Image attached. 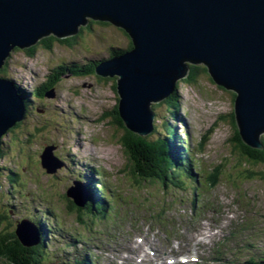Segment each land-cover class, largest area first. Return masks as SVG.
Listing matches in <instances>:
<instances>
[{
	"label": "rangeland",
	"instance_id": "1",
	"mask_svg": "<svg viewBox=\"0 0 264 264\" xmlns=\"http://www.w3.org/2000/svg\"><path fill=\"white\" fill-rule=\"evenodd\" d=\"M107 22L98 21L91 29L79 32L71 46L60 42L50 50L40 46L32 57L22 49L12 52L5 76L29 92H37L39 87L55 81L56 94L53 97L36 95L21 126L4 136L0 158V216L9 233L17 220H36L40 214L48 217L47 220H58L55 230L64 240L78 232L76 213L69 206L71 198L66 196V190L79 178L84 184L88 182L87 177L104 180L118 190L121 187L123 195L129 197L131 192L145 201L180 195L182 202L184 196H191V191L169 188L168 192H163L160 185L134 181L131 161L121 145L124 129L114 122L110 113L119 97L114 88L115 78L76 72L108 58L112 48L129 47L131 38L127 32ZM198 64L206 67L203 63ZM68 68L72 71H67ZM236 92L217 84L208 71L201 72L196 85L184 79L179 81L182 110L178 127L182 137H189V146L197 147L195 157L200 174V183H196L185 172L183 182L187 186L201 187V200L209 199L214 205L212 214L218 219L219 227L223 218L232 219L230 222L236 234L222 246L198 244L199 251H206L204 255L208 260L199 255L200 263L205 259L204 264H250L252 257L256 260L264 258V163H251L236 148L233 139ZM154 110L155 123L161 128L169 113L168 103L159 101L154 104ZM182 122L186 123L187 129ZM151 134L152 138L158 137ZM49 144L56 146L55 154L65 161L64 167L56 173H48L41 163L40 154ZM200 146L202 151L198 150ZM218 167L221 169L220 182L211 188L208 175ZM118 190L114 193H119ZM237 198H242L239 203L235 202ZM22 201L27 204L25 208L20 204ZM228 211L232 213L231 218L224 215ZM185 214H190V210H175L171 217H175L179 232L184 233L181 235L189 237L193 234V224L186 228L179 220V216ZM143 226L153 243L164 245L163 234L150 224ZM53 242L50 239L48 249L53 248ZM217 250L224 254V260L219 263L213 258L219 254ZM107 251L110 252V248ZM52 252L54 254L46 255V259L56 261L57 254H62L56 249Z\"/></svg>",
	"mask_w": 264,
	"mask_h": 264
},
{
	"label": "water",
	"instance_id": "2",
	"mask_svg": "<svg viewBox=\"0 0 264 264\" xmlns=\"http://www.w3.org/2000/svg\"><path fill=\"white\" fill-rule=\"evenodd\" d=\"M90 20L110 21L131 37L134 48L100 60L96 72L117 79L118 111L141 135L154 130L153 102L168 98L190 63H203L213 80L234 90L235 118L244 141L263 148L264 0H0V68L15 47L42 37L73 35ZM50 95H54L53 90ZM27 114L24 96L11 79L0 77L2 137ZM45 147L41 163L49 173L64 165ZM76 182L67 194L85 199ZM18 230L26 245L34 235Z\"/></svg>",
	"mask_w": 264,
	"mask_h": 264
},
{
	"label": "trees",
	"instance_id": "3",
	"mask_svg": "<svg viewBox=\"0 0 264 264\" xmlns=\"http://www.w3.org/2000/svg\"><path fill=\"white\" fill-rule=\"evenodd\" d=\"M99 23L106 24L107 21H100ZM95 20H90L87 24L82 26L79 31L73 35L65 36V37H57L55 35H49L42 37L36 44L26 47L20 48L15 47L11 51L10 57L7 58L6 64L0 68V76H5L6 66L8 65L12 52L17 49H22L29 56H34L40 46L46 48L48 50L52 49L57 42L64 43L67 45H73L76 40V36L79 32L84 31L85 29H91L93 24L98 22ZM124 30V29H123ZM128 34V33H127ZM129 35V34H128ZM131 38V37H130ZM134 45L131 40V44L127 49H115L116 54L124 52L126 50H132ZM190 65V72L188 76L184 79L187 83L196 85L199 80V76L202 71H207V68L202 65ZM55 85V81L49 84V87H53ZM49 87L44 89H38V95H44V92L48 90ZM179 83L176 86L175 91L165 99L168 103L169 111L172 115L171 118H167L166 122L163 123L164 130L160 131V136L157 138H152L151 135L145 136L141 135L137 132L130 130L125 121L122 119L119 111L117 110L116 116H114V122L120 124L124 129V134L122 137L121 144L124 147L128 157L130 159L132 174L134 177V181L139 184L141 181L149 182L155 185L161 186V191L168 192L169 188H178L183 189L187 186L186 183L183 182L182 178L179 176L183 170L186 169V164L188 163L189 156L187 155V151L185 150L186 141L183 140L179 134L177 133V128L175 123H172L178 120L177 115L181 111L182 102L180 95L178 94ZM27 99L28 105H30L29 93L24 89L21 91ZM236 97V94H235ZM117 108V106H116ZM23 121L18 122L14 128L11 130L18 128L21 126ZM235 136L233 137L235 141L236 148H238L240 154L250 161L251 163H264V139L263 148H254L247 144L240 134V130L235 121ZM175 147H178V150H175ZM1 169V168H0ZM94 192H98V189L92 184ZM1 187V184H0ZM101 196H105L104 193ZM165 200H163L160 204V208L158 210L155 209L153 213L150 215V219L155 221H159V216L161 211L163 210V206L165 205ZM95 205V206H94ZM70 208L74 209L73 212L78 216V221L83 222L86 217H82L83 214L95 215L97 216V211L102 206V201L98 198H94L89 204L85 206L77 205L73 200L70 201ZM87 209L85 211V209ZM103 216V215H101ZM83 220V221H82ZM44 224V223H43ZM41 245L44 244V241L41 240ZM0 257L6 258L10 260L12 264H41L47 256L41 254L39 246L33 245L31 247L24 246L17 238L16 234H5L2 230V219L0 218ZM13 257V258H12ZM254 264H263L262 262H254Z\"/></svg>",
	"mask_w": 264,
	"mask_h": 264
},
{
	"label": "bare ground",
	"instance_id": "4",
	"mask_svg": "<svg viewBox=\"0 0 264 264\" xmlns=\"http://www.w3.org/2000/svg\"><path fill=\"white\" fill-rule=\"evenodd\" d=\"M86 146V150H89V147H88V145H85ZM101 193H98V195L97 196H99ZM24 208H25V206L27 205L25 202H21L20 203ZM33 205L34 206H36L37 205V203H35V202H33ZM152 210V208L150 207V211ZM26 212H28V210H26ZM13 258V257H12Z\"/></svg>",
	"mask_w": 264,
	"mask_h": 264
},
{
	"label": "flooded vegetation",
	"instance_id": "5",
	"mask_svg": "<svg viewBox=\"0 0 264 264\" xmlns=\"http://www.w3.org/2000/svg\"><path fill=\"white\" fill-rule=\"evenodd\" d=\"M92 68H93V67L90 66V67L88 68V70H92ZM80 70L83 71L82 69H80ZM116 80H117V79H116ZM114 88H116V85L114 86ZM110 113L113 114L114 116H116V113H117V112H116V108H114L112 111H110Z\"/></svg>",
	"mask_w": 264,
	"mask_h": 264
}]
</instances>
